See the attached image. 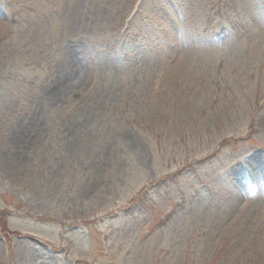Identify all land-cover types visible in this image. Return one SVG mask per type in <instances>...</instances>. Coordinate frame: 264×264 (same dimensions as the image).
Segmentation results:
<instances>
[{"label": "rangeland", "instance_id": "rangeland-1", "mask_svg": "<svg viewBox=\"0 0 264 264\" xmlns=\"http://www.w3.org/2000/svg\"><path fill=\"white\" fill-rule=\"evenodd\" d=\"M0 264H264V0H0Z\"/></svg>", "mask_w": 264, "mask_h": 264}, {"label": "bare ground", "instance_id": "bare-ground-1", "mask_svg": "<svg viewBox=\"0 0 264 264\" xmlns=\"http://www.w3.org/2000/svg\"><path fill=\"white\" fill-rule=\"evenodd\" d=\"M86 7V6H85ZM74 59V58H73ZM71 74V73H70ZM71 82V75H69L68 77H67V79H66V81H65V86L63 87V85L62 84H60V85H58V87H61L62 86V92H67L68 91V89H69V87L70 86H72V84H70L69 86H68V84ZM53 97H56V96H54V94H53ZM16 141H20L21 140V138L19 137V136H17L16 138Z\"/></svg>", "mask_w": 264, "mask_h": 264}]
</instances>
